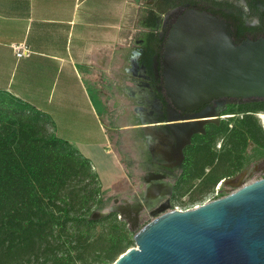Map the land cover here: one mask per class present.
I'll return each instance as SVG.
<instances>
[{
	"label": "water",
	"instance_id": "obj_1",
	"mask_svg": "<svg viewBox=\"0 0 264 264\" xmlns=\"http://www.w3.org/2000/svg\"><path fill=\"white\" fill-rule=\"evenodd\" d=\"M158 36L164 45L152 67L160 64L166 105L162 110L158 101L154 109L147 101L146 107L137 108L136 131L157 147L153 162L170 160L174 151L180 163L190 138L203 132L204 123L216 121L194 112L214 99L264 100V38L236 45L227 23L193 9L183 11L169 31ZM140 53L132 65L139 84L153 96ZM164 140L169 142L168 153L159 149ZM144 180L145 190L131 202L115 199L114 205L92 216L114 212L131 232L143 216L152 217L135 233V247L111 264H264V179L186 211L171 209L177 178L154 168Z\"/></svg>",
	"mask_w": 264,
	"mask_h": 264
},
{
	"label": "crops",
	"instance_id": "obj_2",
	"mask_svg": "<svg viewBox=\"0 0 264 264\" xmlns=\"http://www.w3.org/2000/svg\"><path fill=\"white\" fill-rule=\"evenodd\" d=\"M154 3L0 0V93L49 118L55 136L89 161L112 205L139 196L148 184L146 172L156 168L146 153L132 151L122 160L115 151L116 142L128 136L146 142L136 131V109L146 107L148 90L132 61L151 32L143 18ZM17 44L29 49V57H15Z\"/></svg>",
	"mask_w": 264,
	"mask_h": 264
},
{
	"label": "trees",
	"instance_id": "obj_3",
	"mask_svg": "<svg viewBox=\"0 0 264 264\" xmlns=\"http://www.w3.org/2000/svg\"><path fill=\"white\" fill-rule=\"evenodd\" d=\"M206 1L155 0L143 18L144 26L151 31L142 46L145 65L152 62L164 45V39L154 32L157 21L185 4L200 11L197 7ZM226 21L236 45L255 32V28L236 16ZM263 29L264 18L260 20V30ZM0 94L31 110L28 114L12 111L16 115L11 118L0 103V264H76L79 257H74L70 250L73 242L81 244L82 231L104 224L117 214L111 212L92 219L94 211L103 208L104 202L89 161L55 136L49 118L18 99ZM252 138L255 141L254 135ZM234 139L245 145L243 134L235 133ZM182 179L180 175L171 201ZM107 232L112 244L107 253L132 234L122 220Z\"/></svg>",
	"mask_w": 264,
	"mask_h": 264
},
{
	"label": "flooded vegetation",
	"instance_id": "obj_4",
	"mask_svg": "<svg viewBox=\"0 0 264 264\" xmlns=\"http://www.w3.org/2000/svg\"><path fill=\"white\" fill-rule=\"evenodd\" d=\"M189 4H185L182 7H177L169 11L166 15H164L161 18V23L159 25L164 27V30L160 32L159 34L165 35L169 29L173 26L175 21L178 19V17L181 15V13L187 9H193L198 11L196 8H189ZM199 12H204L209 15H216L223 17V22L228 23V18H231V16H236L238 20L245 21V24L248 27L255 28V32L251 35H246L245 40L249 39L252 41H256L260 38H264V29L260 30V20L264 18V0H207L204 5H200ZM218 18V17H217ZM231 29V26H230ZM236 32V31H234ZM232 33V29H231ZM244 40V41H245ZM162 48V47H161ZM161 48L159 51V55L161 52ZM142 53L139 57L140 64L145 65V63L142 60ZM153 60V59H152ZM159 63H160V57H159ZM153 61L149 65H145L147 67V74L149 75V81L148 84L151 86V90L153 91L154 95L144 98L145 102L149 101V106L157 109L158 101L162 103V110L164 109V106L166 105L165 102V96L162 91V79L160 77V64L157 67H152ZM149 92V91H148ZM147 92V93H148ZM142 99V101H144ZM256 103H264V100L258 101V100H242V99H214L210 101L209 103L205 104L203 107H201L199 110L194 112L193 114L198 115H204L209 114L211 116H214V118H208V119H214L216 121L214 122H206L202 125L201 130L203 132H199L197 134H194L190 138V142L187 146L183 148V159L179 163L177 161V157L174 154V151L170 152V160L162 161L161 164H155V167L160 170H164L167 172V176L172 178H179V176L183 172V167L185 163L187 162V152L189 150H195V151H202L206 148L208 144H217L218 139L221 140V142L224 141V137L230 133L228 137V143L229 138L232 137L233 134H235V130L237 127H243L246 132L245 134H253L251 131L255 130L257 125L253 122V116L256 119H259L258 112L256 113H243V115L234 114L230 116H223L227 112H230L232 108H240L241 106L247 105V104H256ZM156 112V111H155ZM230 114V113H229ZM161 118V115L159 116ZM237 118V119H235ZM207 120V119H203ZM260 120V119H259ZM231 122V125H226L225 122ZM260 122L264 124L261 120ZM227 126L231 128V130H227ZM224 131H227L226 135L224 134L223 137L222 133ZM257 135L259 138L255 137V142L251 144V154L246 153H236L235 155H232V151L230 149L225 150L223 155L213 158L210 157L209 161L207 163L213 164L214 162L216 165H218L221 162V165L223 167H231L232 169H235L237 167H240L242 164L246 163H254L252 165V172H246L247 175H256L258 178L256 181L264 179V134L258 133ZM220 137V138H219ZM226 138V137H225ZM176 146V143H174ZM229 145V144H228ZM156 146L152 143L143 142L141 137H137V139L133 142L132 151L136 153H146L148 157L152 160L153 156H156L158 153L155 152ZM221 148V147H220ZM160 150H165V152L168 153L169 150V142L167 140H164L161 142L159 146ZM234 154V153H233ZM214 159V160H213ZM251 163V164H252ZM215 168V167H213ZM213 169L208 170V174L212 172ZM246 170V169H245ZM245 170L243 172H245ZM153 172H146L145 177L152 176ZM220 181V180H219ZM153 182V181H150ZM223 182L227 183L228 185L235 188H240L247 186L251 183H248L247 180L243 179L242 176L233 177V176H225L223 177ZM253 183V182H252Z\"/></svg>",
	"mask_w": 264,
	"mask_h": 264
},
{
	"label": "rangeland",
	"instance_id": "obj_5",
	"mask_svg": "<svg viewBox=\"0 0 264 264\" xmlns=\"http://www.w3.org/2000/svg\"><path fill=\"white\" fill-rule=\"evenodd\" d=\"M12 68L13 59L11 60V63L9 65V74L12 72ZM0 103H3L5 110L8 111L7 115L11 118L15 117L16 115L12 111H19V113L22 111L23 114H28L31 111L30 108L16 102L13 99L8 98L3 94H0ZM247 112H258L259 115H264V103L247 104L244 105V107L240 108L234 107L230 112H227L223 116H230L232 115L231 113L243 115V113L245 114ZM253 118V122L255 123V125H257L258 128L253 130L252 136L254 135L256 138H259L257 132L260 134H264V124L260 122V118L256 119L254 116ZM231 124L232 123L229 121L225 122V126ZM227 130H231V128L227 126ZM244 131L245 129L243 127H237L235 130V133H240L245 136L244 146H242L243 144L239 140L234 139V134L229 138L230 142L228 143L227 140L230 133L226 135L227 131H224V133L220 135L221 137H223L224 134L226 135V138L224 137L223 142L218 139L217 144L214 145L210 143L202 151L189 150L187 152V162L185 163L183 172L181 174L183 179L181 184L177 188L175 198L171 201V204H173L174 207H178L181 210L191 209L233 193L238 188L234 189V187L223 182V177L228 175L233 177L242 176L243 179L247 180L248 183H252L257 180L258 177L256 175L246 174V172L253 171L252 165L254 163L252 162V164H242L240 167H237L235 169H232L231 167H223L221 165V162L218 165H216L215 162L211 165L210 163H207L210 160V157L213 156V158H217L223 155L224 151L228 149H230V151L234 153H231L232 155H235L236 153L251 154V144L255 141L251 135L249 136V134H244ZM134 141L135 140H132L128 136L127 139H119L116 142L115 151L119 154V157L122 160L129 157V154L133 150L132 146ZM202 156L204 157V159L201 158ZM209 169L213 170L208 174ZM244 170L245 172H243ZM100 199H102L104 202L103 208H101L100 210H95L94 213H101L112 205V198L105 197V195H103V192H101L100 194ZM99 218V216L95 217V219ZM151 219L152 217L144 219V221L138 225L135 231H133L128 238L123 239V241H121V243L115 249H113L111 253L106 252L107 249L112 245L110 244L111 237L107 234V231H110L113 224H119L121 222V219L117 215H114L111 219H109L108 222L104 224H97L91 227L89 230H87V232L83 230V239L79 242L81 244L79 245L78 243L73 242V246L70 250L74 257H79V259L76 260V264L113 263L127 249L135 247L133 241L135 233L139 231ZM130 241H132V244H128V242Z\"/></svg>",
	"mask_w": 264,
	"mask_h": 264
},
{
	"label": "built area",
	"instance_id": "obj_6",
	"mask_svg": "<svg viewBox=\"0 0 264 264\" xmlns=\"http://www.w3.org/2000/svg\"><path fill=\"white\" fill-rule=\"evenodd\" d=\"M12 50L17 59L27 58L30 55L29 49L24 44L12 45ZM171 209L179 210V211L189 210V209L181 210L178 207H173V208L171 207Z\"/></svg>",
	"mask_w": 264,
	"mask_h": 264
},
{
	"label": "bare ground",
	"instance_id": "obj_7",
	"mask_svg": "<svg viewBox=\"0 0 264 264\" xmlns=\"http://www.w3.org/2000/svg\"><path fill=\"white\" fill-rule=\"evenodd\" d=\"M260 120L264 123V115H259ZM195 208V207H194Z\"/></svg>",
	"mask_w": 264,
	"mask_h": 264
}]
</instances>
